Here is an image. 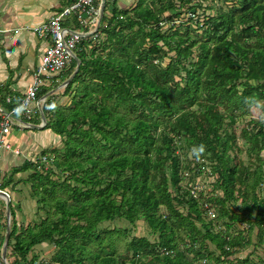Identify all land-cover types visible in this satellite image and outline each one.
I'll use <instances>...</instances> for the list:
<instances>
[{"label":"trees","instance_id":"1","mask_svg":"<svg viewBox=\"0 0 264 264\" xmlns=\"http://www.w3.org/2000/svg\"><path fill=\"white\" fill-rule=\"evenodd\" d=\"M185 13L197 19L185 24ZM84 45L64 93L71 100L53 95L43 108L63 148L0 182L15 192L16 175L33 171L43 198L37 224L18 229L12 219L9 249L20 264H36L28 256L46 243L55 249L48 264H264L238 257L255 233L264 249V108L255 107L264 104V0H138L125 9L114 0L100 39ZM11 85L0 86V105L20 118L26 96L8 103ZM201 143L203 156L190 157ZM6 215L3 207L2 244ZM120 220L130 228L104 227ZM139 222L153 239L135 234ZM237 224L248 227L233 232Z\"/></svg>","mask_w":264,"mask_h":264},{"label":"crops","instance_id":"2","mask_svg":"<svg viewBox=\"0 0 264 264\" xmlns=\"http://www.w3.org/2000/svg\"><path fill=\"white\" fill-rule=\"evenodd\" d=\"M72 1L73 0H0V29L9 30L6 33L0 34V86L9 83L12 84L10 87L12 96L8 97V103L16 99V94L22 96L27 95L29 86L33 80L34 70L40 63L42 54L48 46V42L44 39H40L32 28L47 21L56 13L61 12L64 8L69 6ZM133 4L136 3H129L128 0H118L119 7L123 9L129 8ZM74 19L75 17L67 20L65 24L66 27L70 29L77 28L79 25L73 22ZM57 82V79H55L54 81L48 82L46 86L42 88V90L47 88L50 89L44 97L39 98L42 109L47 106V102L51 96L58 94V92H55L53 89ZM9 99L10 102L8 101ZM57 99L56 97V100ZM5 111L6 110L0 105V112ZM39 113L41 116L40 125L32 124L31 122L33 120L31 122H25L22 115L20 118H18L19 116L17 114L15 116L19 124L25 126V129L23 132H16L18 138L14 134L10 137V141H12L15 149L13 154L16 156L13 166H16V162L20 160L19 158L24 157L23 153L25 150L28 152L35 150L34 147L37 146L35 142L39 141L38 139L49 137V142H53V136L49 133L50 130H45L47 119L45 123L42 119L41 111H39ZM34 126H43L44 128L36 129ZM29 130L41 131V134L27 138L25 136V131ZM23 139L25 144H19ZM29 142L35 143V145H33L34 147H27L26 145ZM49 142L47 141L45 143L49 145ZM16 151L18 153H16ZM30 160L33 161L32 159ZM9 189L12 190L11 188ZM3 192H6L12 201L11 191L9 192L8 189H0V193ZM2 196L3 195L0 194V200L5 202L6 198L4 201ZM5 203H7V201Z\"/></svg>","mask_w":264,"mask_h":264},{"label":"built area","instance_id":"3","mask_svg":"<svg viewBox=\"0 0 264 264\" xmlns=\"http://www.w3.org/2000/svg\"><path fill=\"white\" fill-rule=\"evenodd\" d=\"M113 1L106 0V5ZM101 6L102 0H74L61 12L32 28L40 39L48 42V46L42 54L40 63L34 70L32 83L19 108L23 112L22 116L25 122H31L38 112L43 110L38 99L41 89L48 82L59 79L71 69L75 60L74 55L77 56V52H81L86 48L84 42L94 44L100 39ZM73 17L76 18L79 28L70 29L66 27L67 20ZM7 31L9 30L0 29V34ZM8 101L10 102V99ZM16 113L17 110L7 113L0 112V160L3 151L15 152L10 137L16 132H23L25 129V126L19 124V121L15 118ZM16 153L18 152L16 151ZM42 161L45 163L50 162L47 157H44ZM3 193L7 194L6 192ZM5 198V196H2L4 201ZM210 216L214 218L215 215L211 213ZM0 264H9V262L0 256ZM36 264L48 263L37 262Z\"/></svg>","mask_w":264,"mask_h":264},{"label":"rangeland","instance_id":"4","mask_svg":"<svg viewBox=\"0 0 264 264\" xmlns=\"http://www.w3.org/2000/svg\"><path fill=\"white\" fill-rule=\"evenodd\" d=\"M129 3H136L138 0H128ZM202 1V0H200ZM135 4H133L132 6H134ZM205 6H207V3H204ZM220 7H222L224 10L226 9L225 4L221 3L219 4ZM198 12L200 13V11L198 10ZM207 13H210L209 11ZM107 15L110 16V12L107 11ZM191 18H195L194 20L197 19V17H192V13L191 14H183V16L181 17L182 22L185 24L190 23V19ZM203 21V20H202ZM177 24L180 23V21L176 22ZM84 43H88V42H84ZM78 53V52H77ZM169 63V59H167L165 61L164 65H167ZM70 79V77H69ZM68 79L65 78H59L58 79V83L55 84V88H53L55 90V92H58V94H56L57 96V100L54 101H59V104H66L68 103L73 94H64L65 93V89L66 87H63V84L67 81ZM60 83V84H59ZM250 120V118H246L245 122H241L239 124V127L237 128V135H238V140H239V145L243 146V136H244V127L247 126L248 121ZM44 133H46L45 131H43ZM49 133L52 134L53 136V142H49L50 138L49 137H42L40 139H38L39 141H36V145L37 146H33L35 145V143H27V147H34L35 150H32L31 152H28L27 150L24 151L22 158H19L16 162V166H13L14 161L16 160V156L12 153V152H7V151H3L1 153V160H0V178L2 179V177L6 176L7 179H10V176L13 175V168L14 167H18L19 165H22L24 163V161L26 160H30L32 159L33 161H40L42 163H44L43 165H46V163L43 160L44 157L48 156L46 155H42V152L46 149H55V148H59L62 149L63 145H62V140L61 137L56 135L54 132L49 131ZM41 131H37V130H29V131H25V136L28 137H33V136H37L40 135ZM15 136H17V133H14ZM18 138V136H17ZM49 142V145H47L45 142ZM19 144H25L24 139L21 141V143ZM244 148V147H243ZM245 150V148H244ZM21 157V156H19ZM41 160H40V159ZM243 158L245 161H247V157L245 154H243ZM22 163V164H20ZM50 165V164H49ZM48 167V166H47ZM32 174L33 171H28L26 173H22L20 175H16V178L13 180V183L16 187V191L12 192V190L8 189V191H11V198H12V208L15 210V215L12 217L13 221L16 222V224H18V229L20 228V224H27L30 223L32 226L34 224H37V222L39 221V210L42 211L41 209V205H40V200L43 199L41 194L38 193V191L34 190L36 189V183L35 180L32 178ZM30 178V180L26 181V179ZM202 182H205L203 184V186L205 188H207V191L211 190V187L209 186L211 182L214 181V178H203ZM26 181V182H25ZM199 186V182L197 184ZM264 189V188H263ZM262 190V189H261ZM264 192V191H263ZM241 204V201H239V205ZM1 207H6L7 208V203L2 202L0 200V212L2 211ZM11 208V209H12ZM237 210V209H236ZM7 211V210H6ZM7 213V212H6ZM45 212L42 211V214L40 216H43ZM46 214V213H45ZM7 216V215H6ZM7 221V220H6ZM12 224V221H11ZM15 225V224H14ZM104 227H110V228H115V227H119V228H123V227H129V224L125 221H116L112 224L110 223H105ZM248 226L246 224H237L234 226L233 228V232H237V231H242L245 230ZM135 234L139 235V236H148L150 239H153L154 237H152L149 232H148V228L147 226L143 223V222H139L137 223V226L135 228ZM1 234H3V229L1 230ZM6 235V234H5ZM253 240L255 245L250 246L249 248H247L245 251H243L241 254L238 255V257H241L242 259H244L248 254H252L253 256L251 257L252 260L256 263H260L261 259L264 260V249L262 246H258L256 244H258V240H257V234L255 233L253 235ZM5 242V241H4ZM12 244L13 247L15 245V240H12ZM3 246L4 243L2 244V242H0V256H2V252H3ZM209 250L214 251L215 247L212 244H208L207 245ZM8 260L10 261L11 264H15V261L18 258L17 255L12 253V248L8 249ZM55 254V249L54 246L51 244H44V245H40L37 246L35 248L34 253H31L28 256V260L35 257L38 258V262H43V261H50L52 256ZM21 263V259L18 260L17 264Z\"/></svg>","mask_w":264,"mask_h":264},{"label":"water","instance_id":"5","mask_svg":"<svg viewBox=\"0 0 264 264\" xmlns=\"http://www.w3.org/2000/svg\"><path fill=\"white\" fill-rule=\"evenodd\" d=\"M105 8H106V0H102V6H101L102 19L104 16ZM102 19H101V22H102ZM74 59L77 62L76 70H75L74 74L70 77V79H68V81H66L63 84V87H67L74 80L75 76L77 75V73L80 70L81 60L76 55H74ZM4 113H7V112L5 111ZM41 115H42L43 121L46 123V117H45L43 110H41ZM34 128L42 129L44 127L43 126H40V127L34 126ZM0 194L5 196L6 201H7V208H6V210H7L6 211L7 212V229H6L5 242H4V246H3V252H2V258L4 260H7V254H8L9 243H10V238H11V230H12V228H11V221H12L11 199H10L9 195H7L5 193H0Z\"/></svg>","mask_w":264,"mask_h":264},{"label":"clouds","instance_id":"6","mask_svg":"<svg viewBox=\"0 0 264 264\" xmlns=\"http://www.w3.org/2000/svg\"><path fill=\"white\" fill-rule=\"evenodd\" d=\"M255 107L264 108V104L257 103V104H255ZM205 151H206V146L201 143L199 145L192 147V149L189 152V156L190 157L195 156L196 159H200L203 156V154L205 153Z\"/></svg>","mask_w":264,"mask_h":264}]
</instances>
